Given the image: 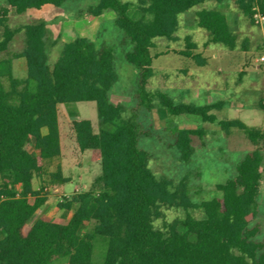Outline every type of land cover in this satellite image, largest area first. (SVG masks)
Listing matches in <instances>:
<instances>
[{"label": "trees", "instance_id": "trees-1", "mask_svg": "<svg viewBox=\"0 0 264 264\" xmlns=\"http://www.w3.org/2000/svg\"><path fill=\"white\" fill-rule=\"evenodd\" d=\"M5 1L20 15L45 5L61 7L71 0ZM208 1L225 4L229 0H97L88 8L94 17L112 11L115 25L132 44L125 54V60L138 70L137 104L131 108L109 99L118 81L111 47L77 37L63 45L58 61L50 66L47 23L12 29L7 24L8 8L1 9L0 69L5 60H11L2 55L8 53L14 37L24 32V49L11 58H24L27 71L24 79H18L10 69L6 86L0 75V264H55L62 259L68 264H264V239L257 240L261 225L252 222L259 214L264 178V130L239 119L218 120L215 111L224 107L223 101L176 103L167 93L148 89L154 75V40L176 41L179 16ZM233 1L252 24L256 9L264 16V0ZM132 9L137 17L131 16ZM195 25L207 31L208 44L231 51L237 48V35L223 11L201 9ZM185 42L181 54L196 67H205L207 58L192 36ZM79 102L96 103L99 131L88 119L75 120L73 131L79 150L90 151L92 159L100 161L102 174L93 190L75 193L58 204L72 212L69 221L60 224L38 214L52 200L49 189L63 192L70 182L61 165L52 172L48 167L63 151L59 106ZM156 104L171 116L190 115L217 123L226 134L238 130L254 146L237 163L236 176L216 185L218 196L193 202L188 175L175 184L152 171L150 152L139 146L143 132L137 112L152 110ZM260 108L264 111L263 103ZM205 134L204 129L173 128L171 145L180 151L181 161L191 160L193 139ZM31 144L34 152L28 149ZM36 178L41 181L38 190ZM172 208H182L185 217L156 227L155 221L164 217L163 209ZM191 209H201L204 217H194ZM96 236L107 238L102 263L93 260Z\"/></svg>", "mask_w": 264, "mask_h": 264}, {"label": "rangeland", "instance_id": "rangeland-1", "mask_svg": "<svg viewBox=\"0 0 264 264\" xmlns=\"http://www.w3.org/2000/svg\"><path fill=\"white\" fill-rule=\"evenodd\" d=\"M136 3L137 0H123ZM97 0H71L61 7L45 5L40 9H30L24 14H15L5 0H0V11L8 8V26L12 29L26 24L45 21L47 23L48 63L53 66L61 56L63 45L77 37H85L98 47L109 46L114 52V68L118 81L109 92L112 103H122L127 108L137 104L138 70L125 60V54L131 51L132 44L125 41V33L115 25V14L104 11L99 17L88 13V8ZM201 9H219L223 11L237 35V48L233 51L219 44H208V33L195 25L196 12ZM258 12V9H256ZM259 13V12H258ZM132 17H137L135 9ZM255 19V18H254ZM180 28L176 33L177 40L165 38L154 40L152 49L154 75L149 79L148 89L167 93L176 103H195L199 105L223 101L224 107L215 111L218 120L239 119L250 127L264 130V21L252 24L237 9L235 2L225 4L213 1L194 7L179 16ZM3 28H0L2 35ZM192 36L199 52L207 58V65L198 68L191 59L181 54L186 48L185 38ZM24 32H19L9 45V57L24 49ZM246 43V50L243 44ZM13 76L18 79L26 77L24 58L13 59ZM6 86L7 80L3 79ZM62 155L49 165L52 172L58 165L70 180L63 192L49 189L51 202L39 214L49 215L54 222L66 224L71 211L58 207V204L70 199L75 193L93 190L94 182L102 174L100 161H94L91 152L79 150L73 123L77 119H88L95 132L100 129L95 102H79L59 106ZM142 134L139 146L151 154L150 168L158 176H165L177 184L186 175L189 176L191 199L200 203L219 195L217 184L225 183L236 176V165L245 155L254 149L243 133L233 130L226 134L217 123H204L199 117L190 115H168L158 104L152 110L142 109L137 112ZM204 129L203 138L195 137V153L189 162L180 159L181 153L172 146L173 128ZM172 128V129H171ZM34 152V145L28 146ZM45 183L48 182L44 176ZM261 184V195L258 199L259 214L253 223L261 225L262 234L257 240L264 239V178ZM41 186L39 178L34 180V188ZM164 217L155 221L161 227L163 221L170 222L185 217L182 209H163ZM189 213L196 218H203L201 209H191ZM251 220V217H250ZM107 238L96 236L93 260L102 263L105 256ZM55 264H68L62 259Z\"/></svg>", "mask_w": 264, "mask_h": 264}, {"label": "crops", "instance_id": "crops-1", "mask_svg": "<svg viewBox=\"0 0 264 264\" xmlns=\"http://www.w3.org/2000/svg\"><path fill=\"white\" fill-rule=\"evenodd\" d=\"M74 39H72V40H70L69 42H71V41H73ZM68 43V42H67ZM21 52V51H20ZM17 53V52H16ZM6 54H8V53H6ZM6 54H3V55H6ZM12 54H14V53H12ZM12 54H10V56L9 57H6V56H3L2 55V57L3 58H5V59H11V60H5V63L3 64V66H2V68L0 69V75H2L3 76V79H5V76H6V74L9 72V70L11 69V71H13L12 70V63L14 62V60L13 59H16V58H11V55ZM18 59H20V58H18ZM25 62H24V65H25V67H26V71H27V66H26V60H24ZM12 74H13V72H12ZM64 171V170H63ZM65 176V175H64ZM66 177V176H65ZM53 220V219H52Z\"/></svg>", "mask_w": 264, "mask_h": 264}, {"label": "built area", "instance_id": "built-area-1", "mask_svg": "<svg viewBox=\"0 0 264 264\" xmlns=\"http://www.w3.org/2000/svg\"><path fill=\"white\" fill-rule=\"evenodd\" d=\"M254 18H255V20H257V22L264 21V16L258 12L254 15ZM263 59L264 58H262V60H261L262 62L264 61ZM262 182L263 181H261V184H262Z\"/></svg>", "mask_w": 264, "mask_h": 264}]
</instances>
